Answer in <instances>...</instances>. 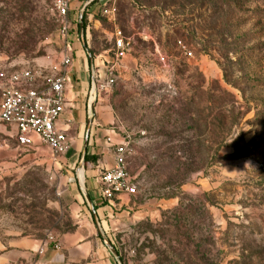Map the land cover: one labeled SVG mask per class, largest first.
<instances>
[{
    "label": "rangeland",
    "instance_id": "rangeland-1",
    "mask_svg": "<svg viewBox=\"0 0 264 264\" xmlns=\"http://www.w3.org/2000/svg\"><path fill=\"white\" fill-rule=\"evenodd\" d=\"M96 1L85 36L75 39L92 63L84 50L85 119L66 133L72 158L54 157L37 140L19 148L0 134V239L58 246L90 216L74 178L93 65L89 138L91 130L107 131L129 138L132 149L127 171L136 194L106 238L119 264H264V0ZM53 2L0 0V72L58 67L64 55L74 63ZM116 31L127 54L114 86L100 89L99 57ZM103 173L95 178L101 190Z\"/></svg>",
    "mask_w": 264,
    "mask_h": 264
},
{
    "label": "built area",
    "instance_id": "built-area-1",
    "mask_svg": "<svg viewBox=\"0 0 264 264\" xmlns=\"http://www.w3.org/2000/svg\"><path fill=\"white\" fill-rule=\"evenodd\" d=\"M77 1L53 2L59 34L67 52L72 30L69 11ZM105 14L109 15L110 12L105 11ZM177 44L185 55L191 57V52L185 49L181 41H177ZM126 54L125 39L120 31H116L111 50L104 57H99L105 79L104 84L99 85L100 89L114 86L118 65ZM72 65V58L64 55L58 67L0 72V125L14 129L13 137L19 147L32 146L33 137H37L54 157H63L69 152L72 143L65 132L58 130L57 124L68 109L65 86ZM90 74L91 81L92 78L95 80L98 90L93 65L90 67ZM105 140L113 149L114 163L100 177L102 197L106 201H113L123 195L133 196L136 194V185L127 171V163L132 156L131 142L129 138L116 139L112 136ZM55 248L58 249L56 246Z\"/></svg>",
    "mask_w": 264,
    "mask_h": 264
},
{
    "label": "crops",
    "instance_id": "crops-1",
    "mask_svg": "<svg viewBox=\"0 0 264 264\" xmlns=\"http://www.w3.org/2000/svg\"><path fill=\"white\" fill-rule=\"evenodd\" d=\"M82 4L84 3H73L70 7L69 18L73 31L74 23H78ZM74 15L77 16L76 21H74ZM75 35L78 34H72L69 39V51L72 52V56H75L76 59L68 74L65 86L68 109L57 124L58 130L65 133L74 127L76 123L79 124L81 116L85 113V87L89 83L87 69H85V64L88 62V59L84 58L87 53L84 49V54L78 46V43L75 42ZM70 109L72 110L70 111ZM83 117L85 119V115ZM5 133L13 137L15 131L13 128L0 125V134L5 135ZM108 136L111 135L107 131L96 129L93 132L91 130L86 155L97 157V161L87 168H84L82 161L83 151L81 157L82 169L79 172L82 171L83 173L84 181H82L85 182L87 196L92 203L95 218L92 216L87 204L90 216L83 215L78 230L74 234L59 240L58 246L56 244L43 243L42 240L33 237L16 236L15 238L0 239V264H117L113 255L104 245L102 237L97 231L96 223L99 225L103 236L109 238L112 223H118L120 221L118 224H121V220L124 219L125 215H128L126 211L130 210L129 197L131 196L123 195L113 201H104L101 189L95 181L100 171L109 170L114 163L113 149L106 143V140L103 141ZM36 140L39 141L37 137H33L34 144L23 149L34 148L36 146ZM72 156L73 151L70 148L69 152L63 157L71 159ZM70 170H72V167ZM79 172L77 173V178H74V184L77 185L80 191L81 187L84 189V185L80 184L82 182L78 178ZM84 191L86 192L85 189ZM82 211L84 212V210Z\"/></svg>",
    "mask_w": 264,
    "mask_h": 264
},
{
    "label": "water",
    "instance_id": "water-1",
    "mask_svg": "<svg viewBox=\"0 0 264 264\" xmlns=\"http://www.w3.org/2000/svg\"><path fill=\"white\" fill-rule=\"evenodd\" d=\"M93 1L95 0H89L87 1V3H85L80 12H79V19H78V27H79V37L82 39L83 38V30H82V19H83V12H84V9L90 4L92 3ZM83 48L86 50V53H87V56H88V59L90 60V63L91 62V55L90 53L88 52L85 44L83 43ZM92 96L91 98H93V100L91 101L90 100V112L89 115H88V119H87V127H86V131H85V136H84V143H83V159L82 161L84 160V157L86 156V151H87V145H88V140H89V132H90V123H91V119H92V116H93V111H94V100H95V97H96V92H97V87H96V82L95 80L92 78ZM81 192H82V195L85 197L86 199V202L90 208V211L92 213V216L95 218V213H94V210H93V207H92V203L91 201L88 199V196H86L85 194V191L84 189L81 187L80 188ZM96 228H97V231L98 233L100 234V236L102 237V240L104 242V245L108 248V250L110 251V253L113 255V257L115 258V260L117 261V264H119V257H118V253L116 252L115 248L110 244V242L107 241V239L103 236L101 230H100V227L99 225L96 223Z\"/></svg>",
    "mask_w": 264,
    "mask_h": 264
},
{
    "label": "trees",
    "instance_id": "trees-1",
    "mask_svg": "<svg viewBox=\"0 0 264 264\" xmlns=\"http://www.w3.org/2000/svg\"><path fill=\"white\" fill-rule=\"evenodd\" d=\"M97 1H93L92 3H90L84 10V14H83V19H82V30H83V35L85 36V33H86V29H87V26H88V23H87V16H88V9L94 5ZM83 6V5H82ZM72 34H78V24L77 22L74 23V31L71 30V35ZM77 37V35H75ZM237 155H239V151L237 150L236 152V157ZM240 157L242 156H247V155H244V154H240L239 155ZM97 161V157L93 156V155H86L84 157V160H83V165H84V168H87L88 166H90L91 164H94L95 162ZM213 204V203H211ZM116 252H117V249H115ZM236 264H239V263H236Z\"/></svg>",
    "mask_w": 264,
    "mask_h": 264
},
{
    "label": "bare ground",
    "instance_id": "bare-ground-1",
    "mask_svg": "<svg viewBox=\"0 0 264 264\" xmlns=\"http://www.w3.org/2000/svg\"><path fill=\"white\" fill-rule=\"evenodd\" d=\"M92 100H93V98H91V101ZM78 178H79L80 182H82V180H83V173H82V171L79 172Z\"/></svg>",
    "mask_w": 264,
    "mask_h": 264
}]
</instances>
